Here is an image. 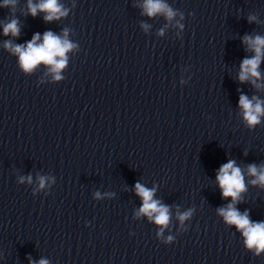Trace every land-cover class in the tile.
Wrapping results in <instances>:
<instances>
[{
    "label": "clouds",
    "instance_id": "clouds-1",
    "mask_svg": "<svg viewBox=\"0 0 264 264\" xmlns=\"http://www.w3.org/2000/svg\"><path fill=\"white\" fill-rule=\"evenodd\" d=\"M16 0H4L0 7L12 6L15 7ZM28 12L35 17L38 12H44L45 21L59 20L67 15V10L58 3V0H41L38 4H33L32 0H28ZM144 13L149 17L156 14H164L168 20L175 16V12L168 7L163 0H145L142 5ZM255 20V17H249V22ZM5 36L11 34L17 37L20 34L19 21L12 19L3 26ZM68 30L65 29L63 36H58L52 31H46L41 38L39 33L33 35L31 41L26 45H13L11 41L5 43V48L17 55L21 68L26 72H32L38 65H46L51 73L54 74L55 80H60V71L65 68L67 56L73 45L67 38ZM38 41H42L39 42ZM243 43L247 45L248 50L255 53L252 58H245L240 65L238 79L241 83L250 81L257 89L264 87L258 83L260 80V72L258 71L261 63V58L264 56V37L259 35L254 38L245 36ZM239 107L242 109L244 120L249 127H253L261 122V117L264 116V101L253 96L250 100L245 95L239 97ZM248 174L255 177L251 181L252 184H259L264 187V166L257 168L256 165H249ZM31 182V177L27 178ZM45 177L39 178L40 187L43 188L46 182ZM23 180V178H22ZM219 188L221 189L222 197H231L232 202L227 207L217 209L220 216L229 225H234L245 238L246 247L255 249L257 255L264 252V222H253L250 220L247 212L241 213L236 207V203L240 200L241 193L246 191L244 176L242 170L235 166V161H228L223 164L216 176ZM135 191L142 198V206L137 215H145L157 225L166 227L170 220L169 208L153 199L155 188L148 189L136 183ZM99 195V194H97ZM191 216V211L179 215L181 222ZM171 239V237L169 238ZM39 264H48L47 260L41 259Z\"/></svg>",
    "mask_w": 264,
    "mask_h": 264
}]
</instances>
